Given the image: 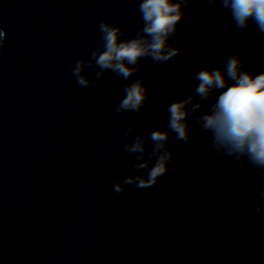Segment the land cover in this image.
Returning <instances> with one entry per match:
<instances>
[{
	"label": "water",
	"instance_id": "obj_1",
	"mask_svg": "<svg viewBox=\"0 0 264 264\" xmlns=\"http://www.w3.org/2000/svg\"><path fill=\"white\" fill-rule=\"evenodd\" d=\"M140 2L0 0V264H264V212L255 211L264 174L214 153L196 122L217 94L188 121V143L166 127L167 106L195 94L203 67L239 54L247 70L264 71V37L235 28L227 11L210 22L207 0H192L169 41L179 55L142 58L129 80L110 70L97 80L93 63L91 85L80 87L73 70L102 48L100 23L136 37ZM139 78L144 106L117 113ZM155 130L169 132V171L154 187L116 193L114 182L146 178L124 145Z\"/></svg>",
	"mask_w": 264,
	"mask_h": 264
},
{
	"label": "clouds",
	"instance_id": "obj_2",
	"mask_svg": "<svg viewBox=\"0 0 264 264\" xmlns=\"http://www.w3.org/2000/svg\"><path fill=\"white\" fill-rule=\"evenodd\" d=\"M192 0H141L139 12L143 26L136 37L121 40L120 27L102 21L99 25L102 48L91 52L87 61L76 63L73 76L80 87H89L92 81L84 74L93 63L100 69L95 78L100 80L105 72L111 71L123 80H129L139 71L142 58L150 57L155 64H163L180 54L181 49L169 43L178 32V25L184 19L185 8ZM211 6L208 20L220 18L225 11L230 14L233 26L246 31L251 25L264 37V0H207ZM219 4V9L216 5ZM5 32L0 28V47ZM245 61L239 54L229 56L223 67H203L194 76L198 81L195 94L176 100L167 106V129L177 141L188 143L190 118L209 101L214 94L215 101L207 111L196 116V122L211 142L214 153L236 162V169L242 171L246 163L264 174V71L253 73L245 68ZM133 65V66H130ZM125 96L115 111L139 112L148 99V88L143 78L136 79L124 88ZM134 127V126H133ZM130 127L125 135L133 131ZM152 148L147 149V142ZM169 132L152 131L148 136L139 133L133 143L125 144L124 151L135 155L134 170H147L143 176L126 177L121 183H113V190L120 194L124 185H135L139 189L154 187L160 177L169 171L174 153L166 146ZM147 153V158H145ZM153 158L155 163L151 164ZM246 162V163H245ZM151 164V166H150ZM238 192L243 189H237ZM264 198V191L260 193ZM264 212V199L255 209Z\"/></svg>",
	"mask_w": 264,
	"mask_h": 264
}]
</instances>
